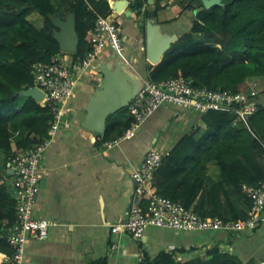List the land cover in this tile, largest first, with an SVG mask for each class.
<instances>
[{
	"label": "trees",
	"instance_id": "obj_1",
	"mask_svg": "<svg viewBox=\"0 0 264 264\" xmlns=\"http://www.w3.org/2000/svg\"><path fill=\"white\" fill-rule=\"evenodd\" d=\"M149 0H132L131 8L141 15ZM166 0H155L158 13ZM194 18L192 29L184 33L153 68L154 82L182 77L193 87H207L233 93H251L249 81L264 78V0H223L224 6L195 10L202 0H180ZM112 11L107 0H0V152L22 155L49 137L51 108L20 94L35 86L34 66L48 63L62 54L53 37V18L75 15L80 44L73 61L83 58L90 46L89 32L99 16ZM37 12L44 20L38 28L28 20ZM149 12H145L148 17ZM255 112L248 125L234 126L233 115L211 110L202 115L206 132L184 135L164 156L153 180L158 194L181 203L203 218L243 220L251 201L244 186L264 180V97L253 98ZM134 125L128 108L112 115L97 144L115 140ZM15 146V147H14ZM10 158V160L12 159ZM216 161L222 179L210 191L205 188L207 165ZM237 198L245 199L242 209ZM145 205L147 200H143ZM144 205V206H145ZM16 200L0 174V264L1 255L12 250L2 236L3 224L16 220ZM210 259L180 261L175 254L161 253L143 264H245L219 248L208 251ZM94 264H107L106 260ZM247 264H255L250 262Z\"/></svg>",
	"mask_w": 264,
	"mask_h": 264
},
{
	"label": "crops",
	"instance_id": "obj_2",
	"mask_svg": "<svg viewBox=\"0 0 264 264\" xmlns=\"http://www.w3.org/2000/svg\"><path fill=\"white\" fill-rule=\"evenodd\" d=\"M107 1L112 7L110 14L116 18L125 38V52L120 56L106 51L99 57L93 73L77 84L64 123L51 139L42 162L35 216L54 225L46 240H29L25 264H94L101 260H106L107 264H143L163 252L175 254L184 262L208 261V251L213 248L228 252L245 264L264 262V224L253 232L239 234L150 227L140 240H135L129 233L111 232L113 224L127 222L126 212L133 205L144 207L143 200L148 192L158 194L152 182L144 196H137L131 178L148 150L156 147L167 155L184 135L198 130L196 139H199L207 128L201 114L162 106L138 128L132 139L107 148L97 144L99 134L82 126L88 102L96 90L91 82L97 79L102 65L115 68L124 64V73L139 86L150 78L155 68L146 56L145 27L151 19L149 14L148 17L144 15L146 11L155 12V0L148 1L140 16L132 10V0L120 14L114 10L115 2L120 0ZM191 13L180 0H166L152 20L161 34L177 41L192 29L194 18ZM57 17L64 21L68 15ZM28 20L38 28L44 26V20L37 12L31 13ZM11 157L8 152H0V174L14 197V177L9 168ZM221 179L218 163L209 162L206 190L210 191ZM236 200L242 209H246L245 199ZM1 259L6 262L3 257Z\"/></svg>",
	"mask_w": 264,
	"mask_h": 264
},
{
	"label": "built area",
	"instance_id": "obj_3",
	"mask_svg": "<svg viewBox=\"0 0 264 264\" xmlns=\"http://www.w3.org/2000/svg\"><path fill=\"white\" fill-rule=\"evenodd\" d=\"M89 36L90 46L83 58L73 61L71 54L62 52L50 62L34 66V87L45 94L41 104L50 106L53 117L50 121V138L22 155L13 156L9 161V168L14 177L16 220L11 226L3 224L1 227L2 236L12 250L11 256L1 255L7 264H25L29 240L32 238L46 240L50 227L54 225L45 218L35 216L40 194L41 167L51 139L64 123L77 84L93 73L95 63L104 52L110 51L120 56L125 52V38L112 14L106 17L99 16ZM256 95L255 91L233 93L207 87H193L182 77L160 82H154L149 78L144 80L136 99L128 107L129 114L134 119L133 127L121 137L104 145L113 148L124 140L132 139L138 128L162 106L198 114H205L211 110L227 112L233 115L234 126L241 124L249 126L248 119L256 109L252 103ZM164 156L161 150L151 147L140 167L132 173L131 178L137 196L146 194V188L153 182ZM244 189L251 201V207L243 220L203 218L169 197L148 192L147 204L144 207L133 205L126 212L127 222L113 224L111 232L129 233L135 240H140L150 227L181 232L250 233L264 224V180L256 186H244Z\"/></svg>",
	"mask_w": 264,
	"mask_h": 264
},
{
	"label": "water",
	"instance_id": "obj_4",
	"mask_svg": "<svg viewBox=\"0 0 264 264\" xmlns=\"http://www.w3.org/2000/svg\"><path fill=\"white\" fill-rule=\"evenodd\" d=\"M149 2H154L149 0ZM203 6L195 10L197 15L200 11L211 9L213 6H224L223 0H202ZM129 4V0L116 1L114 10L122 13ZM155 12L149 13V20L146 23V56L149 62L158 66L164 59L165 54L176 42V38L161 34L159 27L155 24ZM55 29L53 37L58 42L61 52L76 54L79 50L80 39L76 29V20L73 13L63 21L56 18L54 21ZM124 64H119L115 68L102 65L98 70L96 80L91 84L95 86V93L91 96L82 126L99 135H104L107 129L108 119L128 108L136 99L141 85L124 73ZM20 94L30 97L38 103H43L45 94L37 87L21 91Z\"/></svg>",
	"mask_w": 264,
	"mask_h": 264
},
{
	"label": "rangeland",
	"instance_id": "obj_5",
	"mask_svg": "<svg viewBox=\"0 0 264 264\" xmlns=\"http://www.w3.org/2000/svg\"><path fill=\"white\" fill-rule=\"evenodd\" d=\"M249 91H255L256 93L259 94V96H261V98L264 97V78H255L250 80ZM190 116L188 117L189 121H190Z\"/></svg>",
	"mask_w": 264,
	"mask_h": 264
}]
</instances>
